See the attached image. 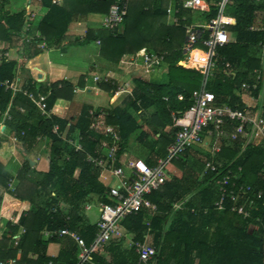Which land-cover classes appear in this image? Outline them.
I'll list each match as a JSON object with an SVG mask.
<instances>
[{"label":"trees","instance_id":"1","mask_svg":"<svg viewBox=\"0 0 264 264\" xmlns=\"http://www.w3.org/2000/svg\"><path fill=\"white\" fill-rule=\"evenodd\" d=\"M114 1L63 0L61 4H57L52 0H40L48 11L38 21L36 29L32 26L28 31L32 33L37 30L45 38L47 47L52 45L63 49L75 42L66 34L73 16L82 15L90 21L102 20ZM8 2L9 0H0V11L3 13V18L0 16V39L7 41L9 47H16L22 40L20 29L24 22V12H5L3 7ZM167 2L168 0H130L122 33L115 34L104 28L88 29L84 39L77 42L100 39L101 56L115 63L124 56H134L144 47L157 54H165L169 64L167 82L143 84L142 93L139 95L142 105H154L157 112H162L161 115L165 117L164 124L171 121L167 118L165 106L168 104L175 113H180L190 104V93L200 87L204 78L202 70L173 66L184 55L181 49L185 40L182 23L192 20V10H180L178 17H186L180 25H167ZM215 11L214 5L206 11H198L203 15L201 21L213 17ZM228 12V28L235 32V41L216 49V66L206 84L216 101L224 102L232 108H242L240 94L244 86L254 80L253 70L260 66L257 44L264 38L263 31L250 30L249 27L255 24L259 15H264V1L230 0ZM262 22L264 25V17ZM207 35V32H203L201 37ZM25 47L26 54L23 55L22 62L18 63L6 56L0 60V82H11L19 64L22 72L27 74L25 86L35 93L30 70L25 64L28 59L42 53L43 49ZM200 48L203 49L202 46ZM204 62V52L194 49L190 58L180 64L200 66ZM226 62L232 68L236 65V71L232 72L233 70L224 67ZM67 83L64 80L53 83L51 87L55 93L52 95L62 98V93L68 89ZM58 84L62 89L55 91ZM178 92L183 93L184 100H176ZM251 93L257 96L258 90ZM164 96L168 97L167 101ZM9 104L11 119L6 123L18 134L24 131L19 142L25 146L27 152L35 146L38 135L47 138L48 150L45 155L48 170H35L31 167V159L23 157L21 168L12 177L0 161V186L20 202L13 213L14 223H7L9 232H4L0 238V261L10 260L13 261L12 264H74L78 251L76 241L66 235L44 238L42 231L68 229L76 232L89 244L97 228L95 224H84L82 208L85 202L93 198L102 202L108 201L109 188L99 181L100 171L85 162L84 151H74L52 133L55 124L59 123L63 127L65 121L55 116H41L26 95L22 92L13 94L0 85V111L6 110ZM18 108H22L25 113H19ZM116 115L123 147L129 134L127 125L130 117L124 113ZM159 138L162 139V136ZM166 139L167 145L173 137ZM83 145L89 151L95 146L87 140H84ZM243 145V139L238 138L229 144L224 141L220 152L214 157L205 153L201 160L200 177L196 175L197 171L194 173L187 166V158L201 151L186 150L173 161L181 174H168L164 184L147 195L158 211L151 212L142 208L122 220L126 234L133 241L143 242L146 238L155 246V264H264V146ZM164 154L165 150L162 156ZM205 160H212L223 171L229 168L237 171L240 167L237 184H249L255 190L262 191L256 210L251 212L250 218L245 219L231 212L229 203H226L224 211L215 209L213 203L218 196V190L212 181L214 172L204 168ZM10 184L13 186L9 187ZM1 199L0 196V205ZM174 203H180L181 207L173 208ZM19 228H23V232L15 239ZM125 241V237L110 241L106 246L93 251L90 262L85 264H139L137 252L133 247H125ZM50 242L60 244L55 258L46 254ZM18 251L20 255L17 258Z\"/></svg>","mask_w":264,"mask_h":264},{"label":"built area","instance_id":"2","mask_svg":"<svg viewBox=\"0 0 264 264\" xmlns=\"http://www.w3.org/2000/svg\"><path fill=\"white\" fill-rule=\"evenodd\" d=\"M63 0H52L53 3L61 4ZM260 2L264 0H253ZM230 0H171L166 8V15H171L170 25H180L185 16L178 17L181 9L206 11L210 6L216 8L215 15L208 20H191L189 23H182L185 31V42L182 50L190 55L194 49H205V62L201 67L204 78L198 89L193 90L189 96L190 104L184 107L180 113L171 112V128L174 130L172 141L168 144L165 154L159 157L155 164L150 165L142 159H124V153L120 154V137L115 126L105 122V112L92 113L90 129L99 132L103 137L98 144L89 152H85V162L101 171L108 172L115 177L117 183L109 188L107 195L108 201L100 202L97 207L98 218L96 220V232L93 240L86 244L85 241L75 232L68 229L58 231L44 230L47 236L70 235L77 244V259L74 264H85L90 262L93 251L106 246L110 241L127 237L122 226V220L130 215L137 213L142 208H147L151 212L158 211L147 195L158 189L166 181L168 174H174L173 161L188 149H202L208 140L211 149L210 156L214 157L220 151L224 141L227 143L235 142L238 138L243 139V146L258 145L264 146V58L260 66L253 70L254 80L251 84H246L241 91L242 108H232L224 102L216 101L213 92L207 87V78L216 66V49L229 42L227 25L229 24ZM128 0H115L109 7L107 15L101 20V26L114 33L122 26L124 16L127 12ZM34 15L28 14L24 25L29 28V20ZM259 15L256 24L250 26V30H262V18ZM203 32H207V37H201ZM26 39H33L27 35ZM37 47L43 49L46 44L44 37L36 34L34 36ZM99 43V40H98ZM264 51V38L259 42ZM135 58H140L141 65L146 72L154 69L164 59V54H157L142 48L137 51ZM229 68L230 64L225 63ZM222 70V68L220 69ZM97 79V78H96ZM33 83V81H32ZM5 88H13L22 91L15 82H0ZM258 90L257 96L251 92ZM36 106L39 114L43 117L48 116L46 95L34 94L23 91ZM183 99L182 94L178 96ZM19 112L24 113L22 108ZM1 123L4 119H10L8 110L0 111ZM52 133L58 135L74 151H83L80 135L77 139L61 137L59 126L52 127ZM21 135L24 131L20 132ZM12 141L18 140L17 135L11 137ZM205 170L214 172L212 181L217 187L218 196L214 200V207L218 211H224L226 203H229V210L243 218L251 217V212L256 210L257 200L262 195L261 190H255L249 184H237L239 178V167L237 171L233 169L219 170L212 160H205ZM53 194V193H52ZM91 205L86 204L88 210ZM180 203H174L173 208H180ZM206 211V210H205ZM257 220H259L257 218ZM129 247H133L138 254L139 264H155L157 250L154 245L149 243L146 238L143 242L129 239ZM3 264V262H0Z\"/></svg>","mask_w":264,"mask_h":264},{"label":"crops","instance_id":"3","mask_svg":"<svg viewBox=\"0 0 264 264\" xmlns=\"http://www.w3.org/2000/svg\"><path fill=\"white\" fill-rule=\"evenodd\" d=\"M129 1L130 0H128V4ZM170 3L171 0H168L166 8L169 6ZM3 9L5 10V12H9V13L23 11L24 22H26V19L28 18L27 15L32 13L34 16L32 17V19L29 20L30 29L32 28V26L34 27V29H36V25L38 21L48 11V8L43 6L40 0H9V2L6 5H4ZM0 16L1 18H3L2 17L3 13H1V11H0ZM88 21L89 20L82 15H75L72 17V20L69 23L66 33L71 37L72 41L79 42L82 39H84V37L81 36L80 38L79 37L75 38V36L74 37L71 36L69 34L70 29L73 26H75L76 23H80L81 25H84V27L87 24L93 23L91 21L89 22ZM24 22H23V26L20 29L21 30L20 34L22 33V40L20 41V45L16 47H9L7 41L0 39V60L6 56L7 58L16 60L18 63H20L23 61V55L26 54L24 50V48H26L25 46H34L36 48H39L37 47L35 43L36 41L34 40L36 39L34 38V36L39 33L37 32V30H34L32 33L29 32L30 30L28 31L29 28L26 29ZM166 24L170 25L168 23ZM259 25L261 24L258 23L256 24L255 22V24H253L252 26H259ZM85 28L86 31L90 29L89 27H85ZM120 28L122 29L124 28V22L122 23V26ZM96 29H101V28L100 26H98L96 27ZM119 29L116 32L117 34H120ZM227 29L229 35L228 43L234 42L235 32L230 31L228 25H227ZM254 31H259V30H254ZM26 32L29 34H26ZM25 34L28 36V38L32 36L33 39L27 40ZM92 42L96 45L95 49L89 48L88 45L86 46V44H91ZM100 44H101L100 39H96L94 41L81 42L80 47L71 46L69 47L70 49H68L66 45L63 47V49H58V47L52 45L50 47H47V43H46L42 53L28 59L25 64V66L30 70L31 78H32L31 80L33 81L32 84L34 85L33 89L36 94L29 91L25 86L27 74L22 72V70L19 67V64L15 70V77L11 82H15L19 88L20 87L22 88V91L14 90L11 87L5 88V86L4 89L10 90L11 93L13 94L15 92H22L24 95H26L23 92L24 90L34 94V96L39 95V93L45 94L47 97L46 99L47 109H48L47 117L55 116L58 119L66 122L65 126L63 127H61V124L59 123L57 124L59 126V135L62 138L69 137V138H73L74 140L77 139V137L80 135L84 152H89V150H86L83 145L84 140H87L88 142H93L94 145L96 146L100 141V139L103 137L99 132L90 129V124L93 120L92 113L97 114L100 112H105L106 113L105 122L109 125L115 126L118 130V134L120 137V154L124 153V159H130V160L142 159L148 164L153 165L156 163L157 159L162 156L163 151L164 150L166 151L168 144L166 145L165 139L170 138L171 136L173 137L174 131L171 128V121L169 123L164 124L165 117L164 115H161L162 112L161 111L157 112L158 109L154 105H149V106H144V104L142 105L139 95L142 93L141 90L143 84H163L167 82L168 80L167 71L169 64L166 62L165 59L166 55L164 54L163 61L159 63L157 66H155L153 70L146 72L141 65L140 58H135V55L129 57L124 56L117 63L105 59L100 54ZM258 44H257V50H258L257 55L261 63V60H263L264 58V51L262 49V46H258ZM145 49H147L148 51H152L149 50L148 48ZM197 49L201 50L205 54V49L202 48H197ZM189 58L190 55L184 52L183 57L178 61H176L175 63H173V66L194 69V70H201V67L203 66L204 63L201 64L200 66H187L186 64H180L181 61H186ZM237 68L238 67L234 65L233 68L232 66L229 67V70H233L232 72H235ZM143 73L149 74V76L143 78L142 75ZM63 80L68 82L67 83L68 89L64 90V92L62 93L64 94V96L62 98L54 97L52 94L55 92L53 91L51 85L53 83L61 82ZM60 86L61 85L58 84L55 88V91L61 90L62 88ZM196 89L197 88L193 90ZM179 94H182L183 96L182 100H184V95L181 92H178L176 94L175 96L176 100L181 101L177 97ZM164 100L167 101L168 97L164 96ZM165 108L168 113L167 118H169L170 120L171 112H175V111L171 109L168 104L165 106ZM9 109H10V104L6 108V110H8V113H9ZM17 111L19 112L18 109ZM19 113L24 114L25 111L24 113L22 112ZM116 113H122V114L124 113L125 115L127 114L130 117V121L128 122L127 125V131L129 132V134H128L127 142L123 147L121 141V132H120L121 129L119 124L116 123V119H117ZM10 119L7 118L4 119L3 123L0 124V140H1L0 161L3 163L5 170L9 174H11L12 177H14L17 174V172L22 166V161L20 162L16 172H11L7 170L6 166L4 165V161L8 160L10 157L11 158L14 157L17 159V156L19 155L16 156L15 152H17V149H19L18 152L20 153L22 159L23 157L30 158L32 155L35 156V158H30L31 167L41 172L47 171L48 161L45 155V153L48 150L47 138L38 135L35 138V140H36V146H39V149H36V147L34 146L30 151L27 152L25 146L23 147L21 142H19L20 137H22L24 134L21 135L20 134L21 131L18 134L11 129V127L6 123ZM13 135L18 136V140L15 142H13L11 139ZM160 136H162V139L159 138ZM141 147L144 148L147 147L149 151L148 152L142 151ZM192 150L194 151L197 150L199 152L206 151L204 150V148L202 149L193 148ZM210 151L211 149H209L205 153H210ZM42 152H44V154ZM135 154L143 155V157H137ZM98 170L100 171L99 181L105 187L110 188L111 186H113V185L108 186L105 185L104 183L103 179H106L105 174L108 172L101 171L100 169ZM173 171H174L173 173L176 175L181 174L180 170L177 168L176 165L174 166ZM108 176L112 177L109 173ZM11 182H13V179L11 180ZM12 186L13 185L11 184L9 185V187ZM2 189L3 187L0 186V196L2 198L0 205V238L4 232H9L6 225L8 222L14 223L13 213L18 209L20 204L19 200L14 198L9 193H7L6 190L3 193H1ZM90 201H96L97 204L102 202L98 198H93L85 202L82 208V213L85 218L84 224H95L98 218V211H97V217L94 218L93 220H91L90 218L91 216L87 214V211L90 208L87 210L85 208V205L86 204L90 205ZM22 232H23V228H19L14 238L18 239ZM42 233L44 238L50 237L44 234V230L42 231ZM62 236L63 235L58 237H62ZM66 236H70V235H66ZM126 236L127 237L124 245L125 247H129L128 243H129V239H131L130 238L131 236L130 235H126ZM59 250H60V244L58 242H50L47 245L46 254L51 258H55L58 255ZM19 255L20 254L18 251L17 258L19 257ZM105 256L107 257V255ZM0 262H3V264L13 263V261L10 260L0 261Z\"/></svg>","mask_w":264,"mask_h":264},{"label":"rangeland","instance_id":"4","mask_svg":"<svg viewBox=\"0 0 264 264\" xmlns=\"http://www.w3.org/2000/svg\"><path fill=\"white\" fill-rule=\"evenodd\" d=\"M23 3V2H22ZM21 3V5H22ZM32 14V13H30ZM191 16H192V20H202L203 19V15H201L198 11H195V10H192L191 11ZM172 16L171 15H165V21L169 24L170 22V18ZM90 21V20H89ZM88 21V22H89ZM93 23H90V24H87L85 25V27H89L90 29H96V27L100 26V28L102 29V26H101V20H96V21H91ZM84 27V25H81L80 23H76L75 26H73L71 29H70V32L69 34L71 36H75V38H80L81 36H85V33H86V28ZM95 27V28H94ZM83 29V30H82ZM82 30V31H80ZM120 32L119 33H122L123 29L120 28L119 29ZM89 46V48H96V45L92 42L91 44H86V46ZM71 46H74V47H80V43H77V42H74L72 44H69L67 45L68 49H70L69 47ZM67 49V50H68ZM91 50V49H90ZM143 75V78H146L147 76H149V74H142ZM210 144V141L208 140L207 144L202 147L204 148V150L208 151L210 148L208 147V145ZM210 146V145H209ZM35 147L36 149H39V146H36L35 144ZM19 149H17V152H15L16 156H17V159L16 158H9L8 160L4 161V165L6 166V169L11 171V172H16V170L18 169L19 167V164L20 162L22 161V157L20 156V153L18 152ZM141 150L142 151H146L148 152V148L147 147H141ZM201 152V153H194V155L190 156L187 158V162H188V167L195 173L197 171V176H201L202 174L199 172L201 171V160L205 157V152ZM44 154V152H42ZM42 154V155H43ZM137 157H143V155H140V154H135ZM30 158H35V156H31ZM106 173V172H105ZM200 174V175H198ZM180 174H178L179 176ZM105 177L106 179H103L104 180V183L105 185H108V186H111V185H114L117 183V180L115 177H110L108 176V173L105 174ZM5 191V189L3 188L1 190V193H3ZM90 209L87 211V214L89 216H91V220H93L94 218L97 217V207H98V204L96 203V201H90Z\"/></svg>","mask_w":264,"mask_h":264}]
</instances>
